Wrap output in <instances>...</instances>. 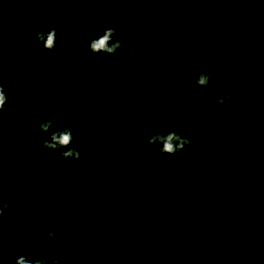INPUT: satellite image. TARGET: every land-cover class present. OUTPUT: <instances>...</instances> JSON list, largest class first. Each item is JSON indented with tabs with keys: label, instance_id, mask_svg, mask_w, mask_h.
I'll return each instance as SVG.
<instances>
[{
	"label": "trees",
	"instance_id": "obj_1",
	"mask_svg": "<svg viewBox=\"0 0 264 264\" xmlns=\"http://www.w3.org/2000/svg\"><path fill=\"white\" fill-rule=\"evenodd\" d=\"M109 27L125 49L91 53ZM0 84V264H264V0H0Z\"/></svg>",
	"mask_w": 264,
	"mask_h": 264
},
{
	"label": "clouds",
	"instance_id": "obj_2",
	"mask_svg": "<svg viewBox=\"0 0 264 264\" xmlns=\"http://www.w3.org/2000/svg\"><path fill=\"white\" fill-rule=\"evenodd\" d=\"M56 36L57 29L54 27H49L47 31L40 32L37 34L36 39L43 45L46 50H53L56 47ZM126 45L119 38L114 28H106L102 35L98 38H94L89 42V51L93 54L106 53L109 55H117L120 51L124 50ZM126 50L129 53H134L136 51L134 46H127ZM213 75L219 78V73L212 72H200L195 77V83L197 87H207L212 80ZM232 97L229 94L223 96H217L215 103L217 105H222L226 101H232ZM8 103V97L4 91V87L0 84V112L5 108ZM53 121L45 116L40 124V131L42 133H50L48 138L44 141L43 147L49 150H56L60 152V155L65 159H75L79 160L82 153L76 147H70L73 142V131L70 127H65L63 129L52 130ZM2 135V134H0ZM149 144L160 145L157 149L161 154L173 155L182 151L186 146L190 145L191 140L182 137L176 131H169L167 133H159L152 135L149 140ZM63 149V151H61ZM13 157L12 152L3 153L0 152V165H2L3 158L11 160ZM14 166V165H13ZM8 207L6 201L0 199V218L3 216L4 210ZM55 230L49 231L45 234L46 238H55ZM15 264H49L46 257L37 258L35 260L29 259L27 256L19 255ZM52 264H59L58 260H53Z\"/></svg>",
	"mask_w": 264,
	"mask_h": 264
},
{
	"label": "rangeland",
	"instance_id": "obj_3",
	"mask_svg": "<svg viewBox=\"0 0 264 264\" xmlns=\"http://www.w3.org/2000/svg\"><path fill=\"white\" fill-rule=\"evenodd\" d=\"M31 41H37L36 36L33 37V38H31ZM157 89H158L159 92H162L161 87H158V88H156L155 90H157ZM152 91H153V90H152ZM21 148H22L23 151H26V150H27V145H23Z\"/></svg>",
	"mask_w": 264,
	"mask_h": 264
}]
</instances>
